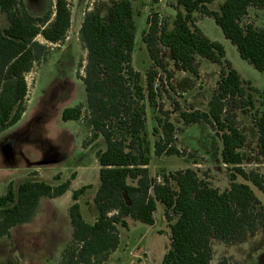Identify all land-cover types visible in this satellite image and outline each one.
I'll list each match as a JSON object with an SVG mask.
<instances>
[{"label":"trees","instance_id":"trees-1","mask_svg":"<svg viewBox=\"0 0 264 264\" xmlns=\"http://www.w3.org/2000/svg\"><path fill=\"white\" fill-rule=\"evenodd\" d=\"M134 1L110 0L105 15L95 6L84 14L79 30L86 50L84 63L80 64L86 101L65 109L62 119L85 122L93 139H104L106 149L97 154L100 187L94 201L98 219L90 224L80 213L78 201L92 187L74 191L69 212L72 242L59 264L104 263L119 248V227L128 228V218L154 225L157 203L165 206L164 216L170 228V249L162 264H236L228 257L213 263V244L218 241L234 246L258 231L264 234V206L249 185L264 192V178L258 172L243 169L247 137L227 109L236 101L253 107L246 86L257 91L226 59L224 46L202 33L196 25V15L212 18L237 47L240 57L264 72V29L242 24L251 8L264 10V0H224L217 9L211 7L215 0H175L169 4L177 10L171 29L159 24L158 14L148 18L143 41L153 65L145 75L146 88L142 75L132 66L136 35ZM0 14L9 23L6 28L0 26V133H3L20 122L26 112L29 100L26 76L47 56L51 45L66 41L72 26V6L69 0H52L46 12L32 15L24 0H0ZM161 47L169 50L177 67L196 77L198 57L220 67V80L208 112L191 110L182 112L181 118L187 126L210 125L221 139L222 163L230 171V184L225 190L214 186L207 174L200 177V172L192 168L164 175L162 182L150 176L152 148L145 103L157 109L158 69L166 74V80L171 78L160 58ZM159 109L158 113L163 114ZM255 116L264 161V108ZM155 119L157 126L152 134L161 133L154 143L155 155H185L173 145L174 124L159 114ZM239 177L249 184L239 183ZM75 178L73 174L72 179ZM70 185L67 181L52 186L32 178L17 186L10 183L7 193L0 195V238L10 237L13 228L32 221L42 199L61 197L70 190Z\"/></svg>","mask_w":264,"mask_h":264},{"label":"rangeland","instance_id":"rangeland-1","mask_svg":"<svg viewBox=\"0 0 264 264\" xmlns=\"http://www.w3.org/2000/svg\"><path fill=\"white\" fill-rule=\"evenodd\" d=\"M51 1L24 0V3L32 15H38L50 8ZM174 1L133 2L136 35L132 66L142 75L145 88L146 72L153 65L143 41V34L149 27L147 21L158 14L159 24L171 29L177 10L169 4H174ZM69 2L73 24L66 41L51 45L47 56L40 64L36 63L33 71L26 76L29 86L26 112L20 122L0 133V195L7 193L10 183L17 186L28 178L45 181L52 186L70 181V190L61 197L42 199L32 221L13 228L10 237L0 238V264H59L72 242L73 228L69 212L73 204V192L83 186L92 187L78 201L84 221L94 224L99 216L94 201L100 187L97 154L106 149L105 141L102 137L93 139L92 130L85 122H65L62 114L65 109L77 107L86 101L85 87L80 77L84 74L80 64L84 63L86 50L79 36L84 14L98 6L105 15L110 0ZM222 2L224 0H215L211 7L217 9ZM196 17L198 28L207 38L224 46L226 59L257 91L253 92L246 86L253 107L236 101L227 110L247 137L244 149L247 160L243 169L258 172L264 178L259 132L254 121L255 115L264 108V72L258 71L240 57L237 47L225 37L212 18ZM5 21L9 24L6 16L0 14V26H4ZM242 24L264 29V10L251 8ZM37 40L45 44L42 37ZM160 51V58L171 78L166 80V74L158 69L157 109L160 107L163 114L145 103L146 128L152 148L150 176L162 182L164 175L192 168L200 172V177L207 174L214 186L225 190L230 184V171L222 163L221 139L210 125L197 123L187 126L181 118L182 112H208L209 102L220 80V67L211 60L198 57L196 67L199 77H196L177 67L166 48L161 47ZM158 114L174 124L176 131L173 145L185 155H155L154 143L161 138V133L156 136L152 134L153 128L157 126L155 117ZM73 174H76L75 179H72ZM57 176L61 179L57 180ZM238 182L247 183L241 177ZM249 185L264 206V192ZM164 213L165 206L157 203L152 226L128 218V228L119 227V248L102 264H162L170 249V228ZM213 251V263L228 257L236 264H264V234L258 231L234 246L215 241Z\"/></svg>","mask_w":264,"mask_h":264},{"label":"crops","instance_id":"crops-1","mask_svg":"<svg viewBox=\"0 0 264 264\" xmlns=\"http://www.w3.org/2000/svg\"><path fill=\"white\" fill-rule=\"evenodd\" d=\"M158 2H162V0H158ZM42 13H40V14H38V15H41ZM199 18H200V16H199ZM201 18H203V17H201ZM198 19V18H197ZM196 22H197V20H196ZM72 24H73V16H72ZM82 24V23H81ZM1 27H3V28H6V27H8V24H6V21H5V24H4V26H1ZM202 31V30H201ZM202 33H203V31H202ZM204 34V33H203ZM205 35V34H204ZM168 50V49H167ZM168 54L170 55V52H169V50H168ZM170 57H171V55H170Z\"/></svg>","mask_w":264,"mask_h":264}]
</instances>
